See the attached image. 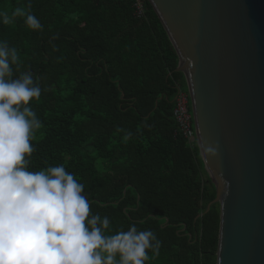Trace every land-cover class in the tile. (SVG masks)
Returning a JSON list of instances; mask_svg holds the SVG:
<instances>
[{
    "label": "trees",
    "instance_id": "obj_1",
    "mask_svg": "<svg viewBox=\"0 0 264 264\" xmlns=\"http://www.w3.org/2000/svg\"><path fill=\"white\" fill-rule=\"evenodd\" d=\"M141 1L144 18L135 0H0L9 14L31 3L43 26L0 17V42L21 61L14 78L30 71L42 89L29 104L43 126L28 167L74 174L92 215L109 218L106 234L152 230L161 246L145 264H216L221 209H207L217 189L174 117L185 76L159 17Z\"/></svg>",
    "mask_w": 264,
    "mask_h": 264
},
{
    "label": "water",
    "instance_id": "obj_2",
    "mask_svg": "<svg viewBox=\"0 0 264 264\" xmlns=\"http://www.w3.org/2000/svg\"><path fill=\"white\" fill-rule=\"evenodd\" d=\"M148 1L179 56L217 189L216 264H264V0Z\"/></svg>",
    "mask_w": 264,
    "mask_h": 264
},
{
    "label": "clouds",
    "instance_id": "obj_3",
    "mask_svg": "<svg viewBox=\"0 0 264 264\" xmlns=\"http://www.w3.org/2000/svg\"><path fill=\"white\" fill-rule=\"evenodd\" d=\"M31 7L0 11V17L5 25L26 17L30 29L42 31ZM13 65L21 67L17 49L0 42V264H145L149 249L158 255L161 242L152 230L132 225L106 234L109 218L92 215L84 185L63 165L29 170L32 141L43 126L29 104L42 89L30 71L14 78Z\"/></svg>",
    "mask_w": 264,
    "mask_h": 264
},
{
    "label": "built area",
    "instance_id": "obj_4",
    "mask_svg": "<svg viewBox=\"0 0 264 264\" xmlns=\"http://www.w3.org/2000/svg\"><path fill=\"white\" fill-rule=\"evenodd\" d=\"M135 9L137 18H144L146 15V8L141 0H135ZM174 117L179 125V130L187 139L192 148L197 145L192 110L190 104L189 93L179 88L176 97V106L174 110ZM204 264V263H202Z\"/></svg>",
    "mask_w": 264,
    "mask_h": 264
},
{
    "label": "rangeland",
    "instance_id": "obj_5",
    "mask_svg": "<svg viewBox=\"0 0 264 264\" xmlns=\"http://www.w3.org/2000/svg\"><path fill=\"white\" fill-rule=\"evenodd\" d=\"M184 91H185V92H188V88H187V86H185Z\"/></svg>",
    "mask_w": 264,
    "mask_h": 264
}]
</instances>
